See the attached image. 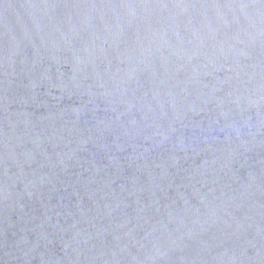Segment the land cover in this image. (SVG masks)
I'll return each mask as SVG.
<instances>
[{"label": "water", "instance_id": "1", "mask_svg": "<svg viewBox=\"0 0 264 264\" xmlns=\"http://www.w3.org/2000/svg\"><path fill=\"white\" fill-rule=\"evenodd\" d=\"M0 264H264V0H0Z\"/></svg>", "mask_w": 264, "mask_h": 264}]
</instances>
